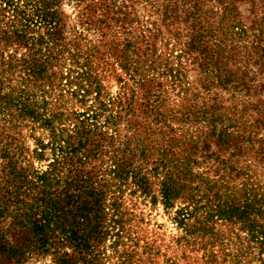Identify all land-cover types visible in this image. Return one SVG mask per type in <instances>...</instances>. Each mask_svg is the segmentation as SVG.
<instances>
[{"label":"rangeland","instance_id":"374dc122","mask_svg":"<svg viewBox=\"0 0 264 264\" xmlns=\"http://www.w3.org/2000/svg\"><path fill=\"white\" fill-rule=\"evenodd\" d=\"M194 2L62 0L54 27L35 17L27 43L0 42V171L78 170L103 192L90 264H264V238L218 212L252 195L264 207V0ZM16 18L0 11V29ZM196 32L204 54L185 52ZM222 56L245 87L209 64ZM187 156L192 179H177Z\"/></svg>","mask_w":264,"mask_h":264},{"label":"trees","instance_id":"16d2710c","mask_svg":"<svg viewBox=\"0 0 264 264\" xmlns=\"http://www.w3.org/2000/svg\"><path fill=\"white\" fill-rule=\"evenodd\" d=\"M20 1L23 3L20 4ZM193 1L192 7L199 4V0ZM223 1L232 5L234 0ZM61 2L62 0H0V11L11 12L17 17L15 24H9V30L0 29V42L14 40L20 44L27 43L26 33L35 17L50 25L49 27H54L60 20ZM2 3L5 4L4 7H1ZM168 7L172 11L173 7ZM176 7L178 6L175 5V9ZM263 36L264 32L260 31L257 41ZM205 42L203 35L196 32L188 41L185 52L190 53L196 49L204 54L208 52L203 47ZM211 57L207 58L211 60ZM222 58L225 56L217 57L214 63L210 61L209 64L221 72L223 82L234 88L245 87L246 68L241 69V74L238 75L224 70ZM28 68L38 70L35 63H31ZM83 137L85 136L80 132L75 142L77 147L73 148L82 147ZM222 137L224 134H221ZM189 162L187 156L184 163L187 166ZM122 165L117 164L116 169L112 170L117 176L124 172L125 166ZM8 167L7 171H0V264H27L47 256L51 257L53 264H90L92 260L88 256L94 243L101 241L106 234L103 229V192L90 190L88 178L78 170L73 176L67 174L61 177L51 167L32 176L27 170L15 168L11 161L8 162ZM187 168L188 166L184 173L180 170V173L173 176L177 179H192ZM180 187L172 176L168 182L162 183L161 193L165 204L171 205V201L178 196ZM186 196L189 198L190 194ZM244 197L238 206L228 204L229 199L224 201L226 207L218 212L226 214L229 219L248 223V226L253 227L254 233L264 238V228L259 224L255 225L249 218L250 212L254 210L257 213L264 211L262 202L256 195ZM213 215L210 214V218Z\"/></svg>","mask_w":264,"mask_h":264}]
</instances>
